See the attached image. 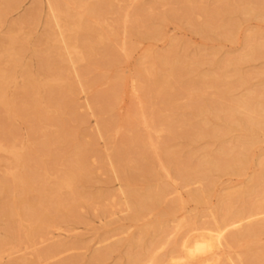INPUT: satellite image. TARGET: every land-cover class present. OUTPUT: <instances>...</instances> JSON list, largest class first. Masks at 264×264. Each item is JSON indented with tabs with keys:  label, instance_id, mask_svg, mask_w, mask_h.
Segmentation results:
<instances>
[{
	"label": "rangeland",
	"instance_id": "1",
	"mask_svg": "<svg viewBox=\"0 0 264 264\" xmlns=\"http://www.w3.org/2000/svg\"><path fill=\"white\" fill-rule=\"evenodd\" d=\"M57 1L64 35L69 42L78 38L82 59L72 54L78 75L53 41L57 31L45 0H0V264H128V255L146 259L156 244L155 254L163 258L176 249L189 221L211 223V212L220 215L258 198L264 179L250 184L249 176L259 173L258 160L264 159L262 132L246 146L237 173L225 167L241 164L237 139L251 134L236 120L264 122V0ZM220 6L224 11L208 36L199 32L205 11ZM241 7L260 15L244 14ZM219 23L224 26L217 28ZM248 43L260 45L252 59L226 63ZM160 54L170 63L152 65V56ZM242 97L250 113L234 101ZM221 150L216 169L195 176L185 170ZM68 180L71 188L64 185ZM146 188L160 190L159 202L132 219L121 190ZM201 188V201L188 197ZM231 190L235 194L224 197L221 207V196ZM57 200L66 201L58 206ZM166 208L174 211L169 217ZM43 211L53 225L29 242L24 217ZM162 219L156 243L152 224ZM246 252L264 253V233L207 255H217L221 264H249ZM162 262L154 264H175Z\"/></svg>",
	"mask_w": 264,
	"mask_h": 264
},
{
	"label": "bare ground",
	"instance_id": "2",
	"mask_svg": "<svg viewBox=\"0 0 264 264\" xmlns=\"http://www.w3.org/2000/svg\"><path fill=\"white\" fill-rule=\"evenodd\" d=\"M217 1H220V0H217ZM226 1V0H225ZM229 1V0H228ZM60 2V1H59ZM151 2V1H150ZM93 4V3H92ZM224 4V3H223ZM221 4V5H223ZM236 4H239V3H236ZM45 5H46V10H47V13L48 15L50 16V18L53 20L54 22V25H55V28H56V31L55 33H53V41L54 42H58L60 44V49L62 50V55H65L66 57V60L68 62H71L70 63V67L72 69V71L74 72L75 75H78V72L79 70L76 69V63L74 61V59L72 58V54L75 53V55L77 56L78 55V58L77 59H82V56L80 54V51L78 49V46H77V43H78V38L75 36L71 37V42H69V39L67 36L64 35V29H65V26L62 25V19L60 17V15L63 13L62 12V8L60 9L61 6H59V3L57 0H45ZM158 5V4H157ZM247 5V4H246ZM245 5V6H246ZM192 6V5H191ZM226 6V5H225ZM232 6V5H231ZM239 6V5H238ZM222 6L220 7H217L215 9H211V10H207L205 11L206 13V17L204 18V21L203 23L200 25V28L198 29L199 32L205 34L206 33V36H208L207 33H209L207 30H210L212 29V26H213V23L214 21L216 20V18L222 13V10L221 9ZM251 7V6H250ZM101 8V7H100ZM106 8V7H105ZM208 8V7H207ZM206 8V9H207ZM211 8V7H210ZM209 8V9H210ZM214 8V7H213ZM232 8V7H231ZM205 9V8H204ZM227 10V8H226ZM237 10V9H236ZM241 11L244 12V14L246 13L247 15L250 14V15H253L254 17H258L257 14L258 13H255L252 12V9L251 8H244V7H241L240 8ZM238 11V10H237ZM98 12V11H97ZM226 12V11H225ZM241 12V13H243ZM204 13V14H205ZM224 13V12H223ZM231 13V12H230ZM227 14V13H226ZM242 14V15H244ZM100 15V14H99ZM138 15V14H137ZM260 15V14H258ZM48 16V17H49ZM50 19V20H51ZM94 19V18H93ZM51 20V21H52ZM138 19L135 18L133 20L134 23H137ZM130 21V20H129ZM223 21V20H222ZM83 22V21H82ZM221 22V21H220ZM224 23V22H223ZM223 23H219V25H217V28L219 27H222L224 26ZM124 24V23H123ZM215 24H216V21H215ZM132 25V24H131ZM188 25V24H187ZM232 25V24H231ZM67 26V25H66ZM134 26V25H133ZM125 27V26H124ZM166 27V26H165ZM80 28V27H79ZM128 28V27H127ZM133 28V27H132ZM129 29V28H128ZM126 30V29H124ZM133 31V30H132ZM136 31V30H135ZM50 33V32H48ZM47 33V34H48ZM98 33V32H97ZM51 35V36H52ZM102 35V34H101ZM49 37V35H47ZM232 36V35H231ZM228 37V36H227ZM70 38V37H69ZM89 38V37H88ZM229 38V37H228ZM247 38H250V37H247ZM87 41V39H85ZM123 41V39L121 40ZM248 41H250L248 39ZM88 43V42H87ZM261 43H264V42H261L260 41V44ZM94 44V43H93ZM105 44V43H104ZM88 45V44H87ZM100 46V45H99ZM264 46V45H262ZM261 46V48H262ZM59 47V46H58ZM98 47V46H97ZM258 47H260V45L258 44H247L244 49L242 50V52L236 57V58H233V59H227L226 60V63L227 64H230V63H233L235 61H243L244 59H252V56L253 54L255 53V50H258ZM95 48V47H94ZM112 48V47H111ZM123 48V47H122ZM121 53V52H120ZM100 54V53H99ZM111 54V53H110ZM114 54V53H113ZM92 57V56H91ZM152 65H156L158 64L159 65H164V63L168 60V58H166V56L164 55H154L152 56ZM62 58V57H61ZM64 59V58H62ZM176 61V59H174ZM43 61V60H42ZM88 61V60H87ZM129 61V60H128ZM234 61V62H233ZM45 62V61H43ZM182 63V61H180ZM170 62H168L169 64ZM189 63H195L194 61L191 60V62ZM196 63L197 60H196ZM167 64V65H168ZM178 64V63H177ZM184 64V62H183ZM225 64V63H224ZM187 65V64H186ZM186 65L184 66H181L182 68L186 67ZM108 66V65H107ZM170 66L169 67V76L172 75V77L175 75H173V70H174V64H173V60H172V65H168ZM176 66V65H175ZM225 66V65H224ZM69 67V66H68ZM88 67V66H87ZM109 67V66H108ZM178 67V66H176ZM180 67V68H181ZM188 67V66H187ZM157 68V67H156ZM119 69V68H118ZM176 69V68H175ZM187 69V68H186ZM158 69H156L157 71ZM160 70V69H159ZM147 72V74H153V72H151L150 70L146 69L145 70ZM155 71V72H156ZM165 72V71H164ZM160 73V72H159ZM159 73L157 75H159ZM167 74V73H166ZM80 76V75H79ZM167 76V75H166ZM169 79V78H167ZM171 79V78H170ZM169 79V80H170ZM212 81V80H211ZM202 89V88H200ZM58 90V89H57ZM59 91V90H58ZM87 98V97H86ZM59 99V98H57ZM237 105L239 106V108H241L242 110H244L245 113H250L251 110L249 108V104H248V101L246 98L242 97V98H238V99H235L234 100ZM87 102V101H86ZM53 103V102H52ZM60 105V104H59ZM237 106V107H238ZM234 109L233 108H228L225 112L228 113L229 115H232L234 113ZM225 113V114H226ZM159 117V116H158ZM154 119V118H153ZM161 119V117H160ZM157 121V120H156ZM143 122V121H142ZM150 122V121H149ZM158 122V121H157ZM108 123V122H107ZM145 123V121H144ZM152 123V122H151ZM155 124V123H154ZM159 124L162 126L164 123L163 121L159 122ZM98 125V124H97ZM145 125V124H144ZM236 125L244 130V131H249L251 134L249 135V137H245V138H238V142L240 143L239 146H241V149L242 152H240L241 154H238L239 156H236L237 158H239L241 160V164H239L238 162V159L235 158L236 162L238 163V165H234L233 167L232 166H226L225 169L231 173H237L240 168H242V163L244 164V161L246 159V152L245 150L246 149V146L248 144H254L256 142V137L257 135L255 134V132H262V134H264V122L259 121V119H252V118H249L247 119L246 121H243L242 120H239L237 119L236 120ZM191 127V126H190ZM156 131V130H155ZM252 133H254L255 135H253ZM161 135V134H160ZM137 139V138H136ZM139 140V139H137ZM154 146V145H153ZM179 147V146H178ZM166 148V147H165ZM164 149V148H163ZM167 150V149H165ZM165 150H162V152H164ZM172 150V149H171ZM218 152V151H217ZM229 152V151H227ZM232 152V151H230ZM236 152V151H234ZM169 153V151H167V154ZM213 153V152H212ZM220 153V154H219ZM163 154V153H161ZM165 154V152H164ZM163 154V155H164ZM170 154V153H169ZM168 154V155H169ZM173 154V153H172ZM175 154V153H174ZM173 154V155H174ZM211 154V153H210ZM218 155L216 157H210L209 155L208 156H202L201 158L197 159L198 161L196 162V164L194 166H188V167H185V170L187 172H190L192 175L191 176H195L198 172L199 174V171L201 170H209V169H213V168H217L219 167L220 165L218 164V158H219V155H223V151L221 150L220 152L217 153ZM225 154H226V151H225ZM230 154V153H229ZM228 154V155H229ZM215 155V154H214ZM213 155V156H214ZM235 155V154H234ZM166 156V155H165ZM176 156L177 153H176ZM227 156V155H225ZM198 157V156H197ZM167 158V157H166ZM170 158V157H169ZM173 157H171L172 159ZM176 158V157H175ZM119 159V158H118ZM165 159V158H164ZM179 160V159H178ZM184 161V160H183ZM27 162V161H26ZM75 165H77L78 163V159H76L74 161ZM258 170H259V173L258 174H255L254 176H249V183L250 184H253L254 182L256 181H259L260 179H264V159H260L258 160ZM74 165V166H75ZM112 165V164H111ZM177 165V164H176ZM219 165V166H218ZM241 165V166H240ZM182 166V165H181ZM184 166V165H183ZM240 166V167H239ZM77 168V166H75ZM113 167V165H112ZM181 169V168H180ZM82 170V169H81ZM257 170V171H258ZM72 171V170H71ZM162 171V170H161ZM174 171V170H173ZM177 171V169H176ZM184 171V170H183ZM215 171V170H214ZM79 173V169L74 173L72 171V174L73 176L76 178L77 175ZM203 174V173H202ZM254 174V173H253ZM167 175V174H166ZM179 175V174H177ZM150 176V175H149ZM181 176H184V175H181ZM181 178H184L185 180V176L184 177H181ZM189 179V177H187ZM203 179V178H202ZM187 180V179H186ZM183 181V180H182ZM68 184H64L66 185L67 188H71L72 185L70 184L71 181H67ZM125 184V183H124ZM63 184H61V186H64ZM245 185V184H244ZM58 186V185H57ZM225 186V185H224ZM250 187V186H249ZM138 188V187H137ZM149 188V187H148ZM251 188V187H250ZM151 189V188H150ZM147 190V188L145 190H143L142 192L141 191H133L132 189H126V190H121L122 194L125 196L124 197V204H127L129 209L132 210V215H131V218L132 219H137L138 216H140L141 214H143V212H145L146 210H148L151 206H155L157 205L156 203H158V198L160 199V194H162L160 192V190L158 189H155V190ZM154 189V188H153ZM227 189V188H226ZM51 190V189H50ZM222 190V189H221ZM205 189L201 188L199 190H193L191 191L188 195L189 198H191L193 201L195 202H199V200L201 201V196L203 193H205ZM244 191V190H243ZM250 191V190H249ZM224 192V191H223ZM48 194V193H47ZM235 194V191L234 190H231V192H229L228 194H223V196H221L223 200H219L220 202L224 201V197H227V196H231V195H234ZM245 196V195H244ZM60 198V197H59ZM80 198V197H79ZM132 198V200H131ZM246 198V197H245ZM62 199H63V196H62ZM65 199V198H64ZM220 199V197H219ZM73 200V199H72ZM19 201V199L17 197H14L13 198V202H17ZM62 200H57L55 203L56 205H60L62 202ZM66 200H64L65 202ZM178 201H180L178 199ZM52 202V201H51ZM50 202V204H51ZM63 202V203H64ZM73 202V201H72ZM218 203V202H217ZM68 204V203H67ZM66 204V205H67ZM71 204V203H70ZM68 204L67 207L70 205ZM173 204V203H172ZM180 204V202H179ZM219 204V203H218ZM221 204V203H220ZM182 205V204H181ZM226 205V204H224ZM231 205V204H230ZM61 206V205H60ZM171 206V205H170ZM221 207H223V202H222V205H220ZM219 207V209L217 208V210L220 211L221 207ZM175 207V206H174ZM9 209V207H8ZM51 209V207H50ZM176 209V207H175ZM225 209V208H224ZM223 209V210H224ZM46 210V208H45ZM44 210V211H45ZM221 210V211H223ZM43 211V212H44ZM173 209L172 208H166L164 210V213H168V217H169V214L173 213L172 212ZM15 212V211H14ZM49 212V211H48ZM48 212H44L42 213L41 215H37V216H28V215H25L24 217V220L27 222V225H26V228H25V237L26 239L31 242L35 237H37V234H39L41 232V230L43 228H49L51 227L53 224V217L52 216H49V213ZM210 212V211H209ZM161 213V212H159ZM177 213V212H176ZM221 213V212H220ZM219 214V213H218ZM214 214V212H211V216H212V222L211 223H208L205 222L203 223L204 225H201V226H196V225H191V221H189V224L185 225L187 226L185 231H183V234H181L182 236L181 239L178 241V242H175V247L176 249H173V250H167V252L162 256L163 258L159 255H156L155 254V249H157V246L159 247V244H156V246L154 248H151L150 249V252L147 254V257L146 259H141L140 257H137V256H127L128 257V264H154L156 262H162V260L165 262H170V263H175V264H181V263H192L193 262H196V264H221V262L218 263V256L217 255H212V256H209L207 255L208 251L209 250H212L213 248H217V247H230L232 246V244H235V243H239L243 238L245 237H253V236H256L258 234H261V233H264V191H262L258 198L255 199L254 201H251V202H245L244 205H242V207H239V208H232L231 207H226V209L220 214ZM187 215V214H186ZM16 216L19 218V219H22L23 217V214H21V209L20 207H16ZM163 216V215H162ZM52 217V218H51ZM184 217V216H183ZM159 219V218H158ZM182 218H180V221L182 222L183 219L181 220ZM187 219V218H186ZM178 221H179V218H178ZM179 221V222H180ZM188 221H185V222H188ZM163 222H164V219H162V221L160 220H156L155 222H153L152 224V229H153V239H155V236L158 232L161 233V230L163 229ZM170 222V221H169ZM173 222V221H172ZM184 222V223H185ZM166 222H164L165 224ZM176 223V222H175ZM230 223H234V227L232 229H229L227 228L228 224ZM193 224H194V221H193ZM173 226V225H172ZM179 226V223L176 224V228ZM182 227V226H181ZM9 228V227H8ZM141 231V229L139 230ZM138 231V232H139ZM143 231V230H142ZM175 231V230H174ZM164 232V231H163ZM165 233V232H164ZM173 233V232H172ZM140 234V233H139ZM141 235V234H140ZM139 235V236H140ZM168 235H166L167 237ZM16 237V236H15ZM135 236H131L129 237V241H133V239ZM158 237V236H156ZM164 238V237H163ZM162 238V239H163ZM170 238V236L168 237ZM179 239V238H178ZM140 241V238L139 237H136V242H139ZM150 241V240H149ZM154 241V240H153ZM156 241V239H155ZM154 242H151V244L155 243ZM168 241V239L166 240ZM165 241V243H166ZM129 242V243H130ZM172 242V241H171ZM135 243V242H134ZM156 243H158V241H156ZM163 243V242H162ZM5 244V243H4ZM138 244V243H137ZM161 244V242H160ZM164 246V245H163ZM171 246V245H170ZM234 246V245H233ZM153 247V245H152ZM255 247V246H254ZM161 248V247H160ZM107 249V248H106ZM169 249V248H168ZM109 251V249H107ZM47 251V250H45ZM162 251V250H161ZM43 252V251H42ZM45 253V252H43ZM47 253V252H46ZM45 253V254H46ZM40 254V253H39ZM146 254V253H145ZM44 255V254H43ZM142 255V254H141ZM240 255V254H239ZM250 255V258H251V261L249 262V264H260L262 261H264V253L262 252H254V253H249V252H246L245 256H248ZM96 259L101 257V254H96ZM229 258V257H228ZM247 259V258H246ZM26 260V259H25ZM220 260V259H219ZM235 260V259H234ZM243 260V259H242ZM245 261V260H244ZM248 261V260H247ZM224 262V261H223ZM233 262V261H232ZM231 262V263H232ZM236 262V261H235ZM235 262H233V264H235ZM242 262V261H241ZM126 263V261H125ZM163 263V262H162ZM246 263V262H245ZM248 264V263H247Z\"/></svg>",
	"mask_w": 264,
	"mask_h": 264
}]
</instances>
